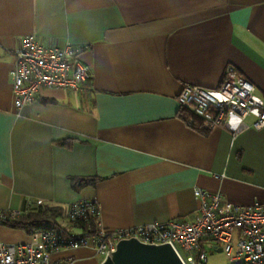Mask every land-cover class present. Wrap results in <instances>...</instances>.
Here are the masks:
<instances>
[{"label": "crops", "instance_id": "0c3cea01", "mask_svg": "<svg viewBox=\"0 0 264 264\" xmlns=\"http://www.w3.org/2000/svg\"><path fill=\"white\" fill-rule=\"evenodd\" d=\"M30 34L79 49L90 83L41 88L17 108L9 73ZM229 65L264 100V0H0V214L41 201L63 206L59 222L69 227V206L88 199L103 229L192 221L196 187L264 204V127L251 125L255 115L236 133L195 129L178 101L185 84L218 87ZM72 176L95 180L74 187ZM32 233L0 221V243ZM94 245L51 259L99 264ZM202 246L207 257L222 252L211 238Z\"/></svg>", "mask_w": 264, "mask_h": 264}, {"label": "built area", "instance_id": "2783aa9c", "mask_svg": "<svg viewBox=\"0 0 264 264\" xmlns=\"http://www.w3.org/2000/svg\"><path fill=\"white\" fill-rule=\"evenodd\" d=\"M9 74L14 104L20 108L34 101L41 88L82 90L92 78V69L80 59L79 49L45 44L30 34L15 50ZM178 101L186 110V122L195 129L221 126L236 133L250 125L246 118L252 114L255 118L251 125L255 129L264 127V100L256 96L254 84L232 65L226 68L218 87L185 84ZM232 117L239 121L235 127ZM194 196L198 214L192 221L170 219L118 229H103L95 221L97 228L91 234L73 224L95 217L96 202L74 201L67 212L71 226L63 225L68 233L54 227L35 229L29 242H1L0 264H67L53 262L52 254L64 248L88 246L91 239L95 241L96 253L104 257L115 250L119 240L132 237L145 243L172 244L185 264H208L202 246L207 238L218 243L230 264H264V204H234L220 192L199 187L194 189Z\"/></svg>", "mask_w": 264, "mask_h": 264}, {"label": "water", "instance_id": "95a60500", "mask_svg": "<svg viewBox=\"0 0 264 264\" xmlns=\"http://www.w3.org/2000/svg\"><path fill=\"white\" fill-rule=\"evenodd\" d=\"M99 264H185L175 247L168 243H145L132 237L118 241Z\"/></svg>", "mask_w": 264, "mask_h": 264}, {"label": "trees", "instance_id": "16d2710c", "mask_svg": "<svg viewBox=\"0 0 264 264\" xmlns=\"http://www.w3.org/2000/svg\"><path fill=\"white\" fill-rule=\"evenodd\" d=\"M89 79L86 84L90 83ZM185 109L183 108V111ZM61 144L66 145L68 142L60 141ZM71 183L74 187L77 185L93 182L94 178H83V177H70ZM67 209V208H66ZM65 208L60 205L56 204H41L38 205L36 208L25 211L22 214L18 215H5L3 218H0V221L8 224L10 226L23 228L26 231H33L35 229H47L50 227L60 228L63 231H66V228L61 225L59 222L60 218H63ZM71 224V223H70ZM74 227H78L80 229H84L88 231L89 234L95 232L97 228L96 223L93 222V218L90 217L89 219H81L75 222ZM67 232V231H66ZM68 233V232H67Z\"/></svg>", "mask_w": 264, "mask_h": 264}, {"label": "rangeland", "instance_id": "374dc122", "mask_svg": "<svg viewBox=\"0 0 264 264\" xmlns=\"http://www.w3.org/2000/svg\"><path fill=\"white\" fill-rule=\"evenodd\" d=\"M103 257H100V260ZM208 264H230L227 257L222 252L209 251L208 252Z\"/></svg>", "mask_w": 264, "mask_h": 264}, {"label": "clouds", "instance_id": "9594fccd", "mask_svg": "<svg viewBox=\"0 0 264 264\" xmlns=\"http://www.w3.org/2000/svg\"><path fill=\"white\" fill-rule=\"evenodd\" d=\"M238 122H239V121L237 120L236 123H238ZM236 123H235V126H236ZM232 126L235 127V126H234V123L232 124Z\"/></svg>", "mask_w": 264, "mask_h": 264}, {"label": "snow or ice", "instance_id": "6c2138e0", "mask_svg": "<svg viewBox=\"0 0 264 264\" xmlns=\"http://www.w3.org/2000/svg\"><path fill=\"white\" fill-rule=\"evenodd\" d=\"M235 123H236V122H234V126H235Z\"/></svg>", "mask_w": 264, "mask_h": 264}, {"label": "bare ground", "instance_id": "6f19581e", "mask_svg": "<svg viewBox=\"0 0 264 264\" xmlns=\"http://www.w3.org/2000/svg\"><path fill=\"white\" fill-rule=\"evenodd\" d=\"M83 89H84V86H83Z\"/></svg>", "mask_w": 264, "mask_h": 264}]
</instances>
